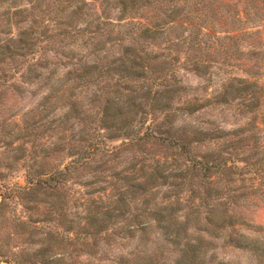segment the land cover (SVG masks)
I'll return each mask as SVG.
<instances>
[{
	"label": "rangeland",
	"instance_id": "rangeland-1",
	"mask_svg": "<svg viewBox=\"0 0 264 264\" xmlns=\"http://www.w3.org/2000/svg\"><path fill=\"white\" fill-rule=\"evenodd\" d=\"M68 2L0 0V264H264V0ZM155 22L164 34L135 43L149 72L93 69L118 65L121 43ZM22 28L40 42L5 50ZM160 73L169 94L135 82ZM125 120L142 133L164 120L159 131L190 141L196 160L126 138ZM88 141L99 148L79 159ZM203 162L222 166L204 177Z\"/></svg>",
	"mask_w": 264,
	"mask_h": 264
},
{
	"label": "trees",
	"instance_id": "trees-1",
	"mask_svg": "<svg viewBox=\"0 0 264 264\" xmlns=\"http://www.w3.org/2000/svg\"><path fill=\"white\" fill-rule=\"evenodd\" d=\"M70 4L72 6V3L77 2L79 0H69ZM133 0H130V2H132ZM69 2L67 3V7L70 6ZM124 4V8L127 5L125 2ZM80 8V7H76ZM17 14H15L16 16ZM19 21H17L16 23H18ZM14 23V24H16ZM58 24L62 25V26H69L71 27V24L65 22L64 18H59L58 20ZM167 24L169 25V23L167 22ZM171 27V25H169ZM169 27V28H170ZM18 29V28H17ZM20 30V27H19ZM136 31H138L139 36H132L131 37V46L126 45L125 43H121V47H123V50L120 51L119 50V54L118 57H116L115 61H119L118 65H115L114 61L105 63V64H99L96 63L94 64L92 67L93 69L97 70L98 72H102V73H106V72H112L113 70H117L120 72L123 71L121 68V65L124 66L125 70L131 71L136 67L142 68L145 71H150V62H152L151 57H149L146 53L144 56H146L145 61H148L146 63H138V60L142 58L141 53L147 52L146 48L144 47L143 43L141 45H139L138 47H136L135 43L136 41H143L146 42L145 39H149L151 36H160L163 35L165 32V26L162 25L161 23L155 22V23H148V24H141L140 26H138L136 28ZM20 36V38L16 39H11L12 43L11 44H7V46H5V50H10L11 46L15 45L16 43H18L21 47L27 46L28 48H32V46L37 45L38 42H40L38 39L35 38V31L33 30L32 32L28 29V28H22V30L18 33ZM42 36V35H41ZM143 38V39H141ZM128 52H132L133 55H129ZM197 65V64H196ZM196 70H199V68ZM144 72V71H143ZM115 74H117L115 71L113 72ZM168 73L165 74H159L158 76H144L142 75L141 77L136 78L135 82H140L141 79H143V81H149L151 80V82H158L157 84H160L164 90V92L166 94H169L171 89L168 88L169 84H167V80H168ZM119 76V75H118ZM125 75H123L122 77H124ZM121 76L117 77V79L115 80L116 85L120 86L123 78ZM241 80V82H244L246 84H248L247 80L244 79H239ZM130 82H134L133 80H129ZM247 87H245L243 89V91L246 90ZM123 90H126L127 88L122 87ZM129 90V89H127ZM131 90V89H130ZM132 92V91H131ZM158 92V91H157ZM157 92H155L151 97L150 100H157ZM109 94L111 95L112 99H118L120 98L119 95H121V92L118 88L113 89V91H110ZM171 98V97H170ZM169 97H166V99H170ZM149 99V98H148ZM160 108H156V107H151L150 109V113L152 115H154L155 113L158 112ZM107 110V107L105 106L104 109H102V113H103V117L105 118V111ZM169 107L166 105L163 109H161L159 111V114H164L165 117L170 116L169 114ZM176 110H181V108H176ZM145 111H141V113H144ZM127 122V123H126ZM164 122V120H163ZM162 122V123H163ZM168 122V121H167ZM162 123H157L155 122V120H152V125L154 127H156V129L153 131V129L150 130H146L144 133H142V131H140V129H138L137 125L135 124L134 120L133 121H128L125 120L123 121V124L120 127H116L118 129V131L120 133L123 134V136H125L128 139H131L132 141H156L158 143H160L162 146H164V148L170 149L171 151H173L176 155H178L181 158H186L188 161H192V160H196V158L192 155V147H191V143L190 141H188L187 139H185L184 137H182L181 135H175V134H170V131H159L160 128V124ZM170 124V121H169ZM111 126V125H110ZM117 136V135H115ZM192 142V141H191ZM125 144V143H124ZM86 150L83 151L82 156L79 159H90L92 152L96 151L99 147L97 145V142H92V141H88L86 143ZM93 150V151H92ZM198 163V162H197ZM225 164H223L224 166ZM220 163L218 164H212V163H208V162H203L201 164V171L203 172V176L205 177L207 175L208 172H219L220 171ZM69 169V168H68ZM65 169L63 171H56L54 173H52L49 176V181L50 182H57L58 180H62L70 170ZM196 169V166H192L190 170L186 172H182L179 173V175H184V176H189L191 174V172L193 170ZM158 171H156L157 173ZM163 175V174H162ZM156 177H160V176H156ZM163 177H165L163 175ZM127 186L129 188H131L132 190H135L136 188L138 189H142V190H148L149 187H147L145 189L146 186H144V182L143 184H139V183H132V182H128L127 181ZM149 192V191H148ZM120 203V204H119ZM119 203L118 202H112L111 206H113V208H111V210L106 211L107 216L110 217L111 216V211H115L116 213L118 211H120L122 209V206L126 204V200H124L123 198L119 199ZM164 208V210H167V205H160L159 208ZM144 211L146 210V206L143 209ZM118 214V213H117ZM151 214V213H150ZM174 213L172 212V208H171V213L169 214V218L173 219L174 218ZM98 215V213H96V216ZM151 215H159L161 219L164 218V215L160 214V213H156L153 212ZM117 216V215H116ZM140 218L138 215H134L131 218V221L134 225L137 223H142L140 222ZM167 219V217L165 218V220ZM136 220V221H135ZM152 220H156L159 221L160 219H156L153 218ZM144 226L148 224V220L146 219V221L143 222ZM183 225V224H182ZM143 229V228H142ZM184 229V226H183ZM86 235H88V233H86ZM187 236V235H185ZM201 244L202 243V239L198 238L196 239V242H192L189 239H186L185 243H184V247L185 249H191L194 250L196 249V244Z\"/></svg>",
	"mask_w": 264,
	"mask_h": 264
}]
</instances>
